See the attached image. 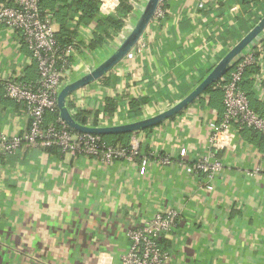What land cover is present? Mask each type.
Here are the masks:
<instances>
[{"label":"crops","instance_id":"crops-1","mask_svg":"<svg viewBox=\"0 0 264 264\" xmlns=\"http://www.w3.org/2000/svg\"><path fill=\"white\" fill-rule=\"evenodd\" d=\"M74 1H42L55 31L58 22L49 5ZM255 1L254 10L249 0H207L203 10L190 0L173 2L112 68L69 95L71 115L94 112L98 126H111L173 105L245 34L239 35L241 26L250 29L264 15V2ZM97 9L95 18L79 27L81 46L72 54L65 82L106 57L135 19L131 12L121 15L114 39L90 50L101 19L99 0ZM254 47L261 79L251 74L250 102L264 115V38ZM10 78L33 80L36 67L20 38L0 25V81ZM106 96L118 102L112 113L101 110ZM207 99L201 94L178 114L132 132L130 140L137 136L139 150L148 156L143 174L138 159L104 164L40 146H21L0 158V264H120L127 230L168 209L178 213L174 229L162 239L171 264H264V172L258 170L264 138L234 128L231 148L213 151L222 169L212 189L203 175L185 170L206 152L209 122L221 114V103L211 108ZM131 100L142 101L135 115ZM28 124L23 106L0 87V132L20 134Z\"/></svg>","mask_w":264,"mask_h":264},{"label":"built area","instance_id":"built-area-1","mask_svg":"<svg viewBox=\"0 0 264 264\" xmlns=\"http://www.w3.org/2000/svg\"><path fill=\"white\" fill-rule=\"evenodd\" d=\"M40 0H3L0 2V25L17 35L30 51L35 63L36 78L21 80L10 78L0 81L4 96L23 106L29 117L28 127L20 134L6 135L0 132V158L14 152L21 146L57 148L62 154L85 156L100 163L110 164L116 160H139V173L143 174L148 156L139 150L137 136H133L128 146L108 144L98 134L78 132L70 128L59 116L52 123H45L48 113L57 109V94L65 83V73L70 70L68 60L76 50L73 45L59 48L51 16L41 10ZM178 0H159L149 22L162 20L168 7ZM196 9H206L207 0H190ZM264 2V0H262ZM139 0H129L134 8ZM255 0H249L250 8ZM119 0H99L100 18L122 17L117 8ZM255 47L248 50L229 72L217 81L222 93L221 115L209 122L206 152L191 164L185 166L188 173L203 175L206 188L212 189V181L222 169V163L214 156V149L231 148L232 130L252 129L264 138V115L250 107L243 90L244 70L255 63L259 68ZM131 57V54H128ZM254 73L259 80L260 74ZM98 126V125H96ZM262 165L264 172V151ZM167 163L168 160H163ZM178 213L174 209L155 212L145 223L127 230L128 246L121 255L120 264H171L167 250L161 241L174 229Z\"/></svg>","mask_w":264,"mask_h":264},{"label":"water","instance_id":"water-1","mask_svg":"<svg viewBox=\"0 0 264 264\" xmlns=\"http://www.w3.org/2000/svg\"><path fill=\"white\" fill-rule=\"evenodd\" d=\"M159 0H139L130 15L135 19L117 36L113 50L97 65L90 66L82 75L65 82L57 94L59 117L73 130L96 134L135 132L150 128L178 114L189 103L193 102L203 91L223 76L245 53L264 38V15L251 27L230 50L212 67L195 87L179 101L168 108L158 111L146 118L111 126H90L77 122L67 107V98L76 89L97 80L112 68L132 48L149 23Z\"/></svg>","mask_w":264,"mask_h":264},{"label":"trees","instance_id":"trees-1","mask_svg":"<svg viewBox=\"0 0 264 264\" xmlns=\"http://www.w3.org/2000/svg\"><path fill=\"white\" fill-rule=\"evenodd\" d=\"M42 1L43 0L39 1L41 10H42V7H41ZM119 2L120 3L117 8V11L120 15H122L123 17H126L132 11V6L129 3V0H119ZM97 5H98V0H76L74 2L65 4L62 6L61 5L54 6L53 4L49 5V7L53 8L52 10L55 13L56 20L58 22V28L55 31V37H56V41H57L59 48H64L68 45H73L75 47L81 46V42L76 40L78 36L79 27L85 26L86 24L91 22V20L95 18L96 14L98 13ZM122 24H123L122 19L118 17L117 18L107 17V18L100 19L96 25L97 34L94 36L92 41L89 43L88 49L94 50L96 47L102 46L103 43L106 42L108 39L109 40L114 39V36L120 31ZM248 30H249V27L247 25L241 26L239 35L242 36V34L246 33ZM68 60L70 62L72 61L70 57ZM208 71H209V68L207 70H204L201 76H203ZM257 71H258V67L255 65V63L246 67L244 70V75H243L244 78L241 83V86L248 97L250 107H252L256 112L257 110L253 107V105L250 102L251 91L249 88L252 82L251 74H254ZM229 72L230 70L227 71L223 76H228ZM217 81L212 83L210 86H208L203 91L202 94L208 95V99L206 102H208L211 108H214V107L218 108L219 103H221V106H222L221 108L223 109L222 93L219 90V88H217L216 86ZM246 85L247 87H245ZM185 93L186 92L184 90L182 92V96ZM200 96L197 98H200ZM141 102L142 101H139V100L130 101L129 103L130 108L133 109L134 115L135 113L136 114L139 113L138 107H140ZM117 105H118V102L114 98L106 96L104 105L102 106L101 110L104 112L112 113L117 107ZM222 109L218 111V114L222 112ZM58 116H59L58 109H56L53 112L48 113V115H46L45 117V123L47 124V123L55 122ZM74 119L77 122L82 123V124H86L88 121H90L93 125H97L98 123V120L96 119L94 112L93 113L83 112V113L76 114L74 115ZM148 129L150 128H145L144 130H148ZM98 135L108 144H112V145L123 144L125 146H128L132 132L98 134ZM53 148L55 147L46 148V149L53 150ZM162 241H161V247H162Z\"/></svg>","mask_w":264,"mask_h":264},{"label":"rangeland","instance_id":"rangeland-1","mask_svg":"<svg viewBox=\"0 0 264 264\" xmlns=\"http://www.w3.org/2000/svg\"><path fill=\"white\" fill-rule=\"evenodd\" d=\"M112 50H113V48L111 49V51H112ZM111 51H110V52H111ZM110 52H109V53H110ZM108 55H109V54H107L106 57H107ZM104 58H105V57H103V59H104ZM103 59H102V60H103ZM100 62H101V61L97 62L96 65L99 64ZM71 63H72V62H71ZM71 67H72V65H71Z\"/></svg>","mask_w":264,"mask_h":264}]
</instances>
